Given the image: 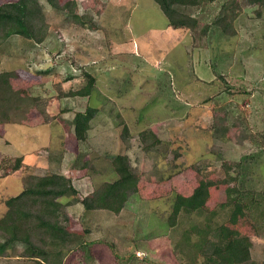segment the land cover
Wrapping results in <instances>:
<instances>
[{"label":"rangeland","instance_id":"1","mask_svg":"<svg viewBox=\"0 0 264 264\" xmlns=\"http://www.w3.org/2000/svg\"><path fill=\"white\" fill-rule=\"evenodd\" d=\"M6 1L13 0L0 4ZM67 1L56 10L40 0L48 25L43 42L13 35L0 45V72H15L21 93L14 121L3 122L0 111V216L3 199L24 188L28 173L69 174L71 167L75 173L84 167L87 174L73 178L83 197L117 178L111 156L126 152L140 179L139 193L129 195L119 214L81 216L80 203L67 208L75 231L82 233L84 223L90 238L108 239L115 247L96 243L93 261L73 251L65 264H204L200 252L189 244L179 248V241L194 223L205 225V215L181 214L174 227L167 222L174 195L190 194L201 176L210 185L203 208L215 211L210 225L225 223L247 235L252 259L264 263V221L257 231L252 220L232 213L239 191L264 193V7L258 15L257 5L239 0L225 33L212 23L222 0L208 7L194 31L169 26L153 0L61 3ZM84 71L95 77L92 96H65L86 83ZM87 105L98 109L87 140L77 142L71 134L75 156L61 159L58 140L69 131L68 107ZM42 111L61 114L63 127L56 119L42 123ZM122 123L130 131L126 141ZM143 130L161 140L155 150L143 149ZM20 155L22 168L13 171ZM227 175L235 180L222 183ZM198 238L191 234L192 241ZM0 264L36 263L11 254L0 257Z\"/></svg>","mask_w":264,"mask_h":264},{"label":"trees","instance_id":"2","mask_svg":"<svg viewBox=\"0 0 264 264\" xmlns=\"http://www.w3.org/2000/svg\"><path fill=\"white\" fill-rule=\"evenodd\" d=\"M46 1L56 10H62L70 4L69 1L61 3V0ZM153 1L167 18L169 26L185 27L194 31L198 27L201 16L217 0ZM242 1L249 5H257L256 13L261 14L260 8L264 7V0ZM240 8L239 0H222L212 23L228 33L227 26L234 20ZM73 18L79 22L77 16L74 15ZM89 22L92 28H95V25ZM207 27L208 25L204 28ZM47 32L48 25L40 0H13L0 4V45L13 35H20L35 43H41L45 40ZM83 74L86 77V83L76 90L64 93L65 96L90 97L95 86V77L87 71ZM15 76L13 71L0 72V111L4 113L3 122L5 123L14 121L17 100L21 94L14 87ZM42 112L44 114V111ZM97 112L96 107L87 105L83 111L74 113L73 137L77 142L87 140ZM55 119L54 116L44 114L41 122L46 123ZM121 125L120 137L122 141H126L130 137V131L125 123ZM138 139L143 149L147 151L155 150L161 143L155 133L149 130L140 131ZM13 161V171L22 168L24 161L21 155L16 156ZM111 164L117 178L103 182L83 197L78 196V189L73 184V178L84 177L87 174L83 171L84 167L76 173L72 170L69 174L28 173L24 188L18 194L3 199L5 211L0 216V257L12 254L32 259L36 264H65L68 253L80 251L86 263H89L94 260L91 251L94 244L101 242L115 247L108 239L90 238L89 227L83 222V232L75 231L71 227V219L67 211L69 206L80 203L83 209L81 216L101 210L119 214L124 209L129 195L139 193L140 179L132 171L128 154L118 152L112 155ZM201 177L190 194L176 193L171 203V211L167 217L171 227L176 225L181 214L188 216L197 213L205 215L206 219L205 225L199 226L194 223L182 233L179 248L189 244V247L192 246L195 251L202 254L204 264H264L252 259V242L247 235H237L235 230L225 223L210 225V218L215 211H206L203 208L210 185L205 181V177ZM234 180L235 176L227 175L221 179V182L228 183ZM243 196L248 197V201H244ZM232 208L233 214L240 213L250 221L252 220V224L258 231L259 220L264 221V193L241 190L239 196L233 201ZM235 222L236 220L231 223ZM194 232L199 238L192 241L191 234ZM131 256L137 259L135 253H131ZM132 263L133 261L128 259L118 264Z\"/></svg>","mask_w":264,"mask_h":264},{"label":"crops","instance_id":"3","mask_svg":"<svg viewBox=\"0 0 264 264\" xmlns=\"http://www.w3.org/2000/svg\"><path fill=\"white\" fill-rule=\"evenodd\" d=\"M91 96H92V94H91ZM68 108H70V111H68V113L71 112V115L69 117V121L67 123L68 126H66V129L69 128V131L68 130L66 131V137L65 138H60L58 140V144L60 145V148H61L60 149V152H59V155L61 156V159H64V157H66V158L68 157V158H70V162H71L72 161L71 158H74V156H75L74 153H75V149H76V146H74L75 143H72L73 140H72V137H70L71 134H73L72 118H73V115H74V111H76V110L83 111L84 108L83 109H76V108L72 109L71 107H68ZM71 110H73V112ZM95 119H96V117L93 119L92 124H91V127H93V122L95 121ZM55 122L58 123V124L60 123L61 126L63 127V124L64 123H62L63 122V118H62V115L61 114L56 117V120L55 121H53V123H55ZM34 126H36V125H34ZM69 145L70 146H74V147L71 149ZM85 153L88 154L87 151ZM71 165H73V163H71ZM70 169H69L68 172L72 171V167ZM62 173H64V172L62 171Z\"/></svg>","mask_w":264,"mask_h":264}]
</instances>
